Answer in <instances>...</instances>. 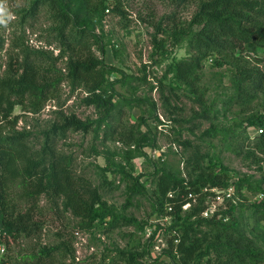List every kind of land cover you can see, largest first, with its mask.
I'll use <instances>...</instances> for the list:
<instances>
[{
	"label": "rangeland",
	"instance_id": "1",
	"mask_svg": "<svg viewBox=\"0 0 264 264\" xmlns=\"http://www.w3.org/2000/svg\"><path fill=\"white\" fill-rule=\"evenodd\" d=\"M101 1L89 0V3L95 6ZM117 2L106 1V10L109 9V12L105 10L102 24L96 25V33L104 37L105 61L133 77L123 86L115 85L116 91L126 98L148 97L156 103L160 122L154 119L147 122L157 136L156 148H145L151 162L139 157L128 160L126 156L134 148L119 141L114 133L117 127L130 129L141 126V119L148 117V106L131 107L125 102L121 103L120 99H116L117 107L111 110L107 118L109 125L94 126L88 134L74 131L61 134L55 138L54 146L59 152L73 158L77 174L89 179L109 206L119 215L137 219L144 227L140 229L135 225H123L112 229L107 224H98L91 231L81 230L78 227L79 219L64 210L63 200L58 199L57 203H53L44 195L35 207L26 202L17 203L19 212L31 210L33 222L38 223L39 227L31 236H22L18 243L11 244L8 256L18 257L20 264H126L122 253H142L145 250L149 234L154 229L150 224H159L166 229L184 219L193 208L202 210L209 200L208 195L202 192L204 188L197 193L190 191L187 197L177 189L170 191L164 201L165 206L170 205L175 209L176 204L188 200L189 204L182 207L181 216L168 215L165 207L162 212L155 213L147 197L130 194L131 179L142 175L140 182L147 193L159 201L162 196L159 194L158 176L154 174L153 164L188 181L200 173L196 170L197 157L194 151L206 156L201 162L203 173L216 171L223 165L236 179L248 178L255 185L263 181L260 191L250 192L251 197L245 196L246 199L238 201L231 220H235L237 229L264 251V212L256 210L260 200L255 199L258 194L264 193V154L256 148L255 142L247 141L243 128L248 118L264 114V95L250 85L239 93L238 83L234 79L233 52L215 53L205 62L198 83L210 113L206 118L197 117L196 113H200L201 108L196 96L184 84L177 82L172 72L176 63L190 59L194 53L189 39L173 45L169 36L173 23L178 27L188 26L197 12L196 0L180 4L174 0H121L124 11L121 14L114 11ZM34 3L35 0H0V78L9 68L11 58L16 61L22 57V47L45 51L49 60L56 62L57 69L66 71L68 55L61 50L56 39L51 11L47 6L34 10ZM71 4L77 10L78 4ZM164 17H173V23L164 20ZM161 21L168 33L156 35L154 26ZM198 29L194 27L195 31ZM155 36L165 43L164 50L157 52L153 44ZM97 49V46H92L94 54L100 57ZM235 54L244 59L240 61L241 64L263 66L260 61L264 58L262 46L246 45ZM86 96L85 90H72L65 81L39 114L29 113L21 106L15 107L17 129L30 133V145L37 151L43 144V132L57 122L61 113L76 115L83 121L106 117L105 110L83 103ZM172 119L186 122L176 123ZM212 125L220 131L228 130L234 134L224 138L221 131L215 138L203 137V132ZM142 129L145 131L146 127ZM178 133H182L181 137ZM255 133L252 130L249 135L254 138ZM182 141H189L191 147H185ZM215 156L219 157V162L215 160L211 163L210 158ZM188 159L191 160L190 165ZM105 168L110 169L107 175L103 172ZM201 216L202 213L190 221ZM195 228L201 240L216 234L212 227L205 224L200 227L196 225ZM175 235L180 237L182 230L160 231L154 246L150 248L152 257L144 258L143 263L170 262L169 257L162 252L170 249L169 240ZM42 247L58 249L38 263L31 256H37ZM213 260L215 254L211 251L201 258L200 264H209Z\"/></svg>",
	"mask_w": 264,
	"mask_h": 264
},
{
	"label": "trees",
	"instance_id": "2",
	"mask_svg": "<svg viewBox=\"0 0 264 264\" xmlns=\"http://www.w3.org/2000/svg\"><path fill=\"white\" fill-rule=\"evenodd\" d=\"M106 1L102 0L99 5L92 6L89 0H35L34 10L47 6L51 11L56 39L61 50L68 55L66 71L57 69L56 62H51L45 51L22 47V57L16 61L11 58L9 68L0 78V220L7 233L5 241L8 248L11 244L18 243L20 237L31 236L39 227L38 223L33 222L31 210L19 212L17 203L26 202L35 207L44 195L53 203H57L58 199L63 200L64 210L70 211L79 219L78 227L81 230L91 231L98 224H107L112 229L123 225H135L140 229L144 227L135 218L119 215L103 199L100 190L89 179L77 174L73 167V158L59 152L54 146L55 138L61 134L69 131L88 134L94 126L109 125L107 118L111 110L117 107L116 99L131 107L148 106V117L141 119V126L114 129L119 141L134 148L126 158L131 160L139 157L151 162L145 148L155 149L157 146V136L147 124L148 120L159 121L156 103L148 97L122 96L116 91L115 85L123 86L133 77L105 61L106 44L103 35L96 33V25L102 24L104 20ZM117 1L114 11L121 14L124 12L121 0ZM190 1L194 0H174L179 4ZM71 2L78 4L77 10ZM196 6L197 12L186 27H178L172 22L173 17L163 19L174 24L169 33L173 45H178L183 39H189L194 55L190 59L176 63L172 72L174 79L184 84L196 96L201 108L200 113H196L197 117L206 118L210 109L206 107L202 89L198 85L199 73L208 58L215 53L233 52L231 56L235 59L233 60L235 62H232L235 67L234 79L238 83L239 93L250 85L264 95V58L260 60L262 67H250L249 64H241L240 61L244 59L236 57L235 54L246 45L264 48V0H196ZM194 27L199 29L195 31ZM154 29L156 35L168 33L162 21L155 25ZM92 40V44L98 48L100 57L92 51ZM153 44L157 52L166 48L165 43L159 41L156 36ZM65 81L70 84L72 90L78 88L85 90L87 96L83 103L105 110L106 117L96 121H83L76 115L61 113L57 122L43 132V144L40 150L36 151L30 145V133L17 129L18 116L14 115L15 107L21 106L29 113L39 114ZM172 121L186 122L182 119ZM142 127H146V130L144 131ZM243 128L247 141L255 142L256 148L264 154V114L248 118ZM252 130L255 132L263 130V133L252 138L249 135ZM221 131L224 138H230L234 134L228 130ZM221 131L212 125L202 136L215 138ZM181 134L178 133L179 137ZM181 143L187 148L191 147L189 141ZM194 154L197 157L196 170L200 171L196 178L187 181L185 178L158 169L154 163V174L158 176V189L162 198L156 201L147 193L140 182L142 175L131 179L130 194L147 197L154 207V212L160 213L164 207L167 210L168 205L165 206L164 199L170 191L180 189L181 195L187 197L190 191L194 190L197 193L205 187L217 189L229 187L230 181L235 177L230 175L223 165L216 171L203 173L201 162L206 156L198 151H194ZM215 160L219 162V157L215 156L209 161L214 163ZM187 163L190 165L191 160L188 159ZM109 171L108 168L103 169L105 174ZM262 183L263 181L257 182L255 185L248 178L239 179L236 183L237 193L241 195L243 189L249 192L260 191ZM187 203L188 200L176 204L171 214L180 217L182 207ZM204 208L202 210L193 208L184 219L166 229L159 224H150L155 229L147 239L145 250L142 253L123 252L124 262L144 264V258L152 257L150 248L154 246L160 231L182 230L180 237L175 235L169 240L170 249L162 252L169 257L170 262L161 264H200L201 258L211 251L215 254V260L209 264H264V251L254 240L237 229L235 220H231L236 206H232L224 213V216H230L226 222L216 217L209 219L202 216L190 221L191 218L201 215ZM256 210L264 212V200L259 202ZM203 224L212 227L216 234L211 238L206 236L205 240L198 239L195 226L200 227ZM175 242H178L177 245ZM57 249L58 247H42L38 255H32L31 259H36L40 263ZM0 264L20 263L18 257L8 256L7 252L4 259H0Z\"/></svg>",
	"mask_w": 264,
	"mask_h": 264
},
{
	"label": "built area",
	"instance_id": "3",
	"mask_svg": "<svg viewBox=\"0 0 264 264\" xmlns=\"http://www.w3.org/2000/svg\"><path fill=\"white\" fill-rule=\"evenodd\" d=\"M106 12H109V9H107ZM261 133H263V130H258L256 131L255 134L259 135ZM150 152H152V150ZM238 180L239 179H236V178L232 179L230 181L229 187L226 189H217V188H209V187H205L203 189L202 192L208 195L207 197L209 199L206 203L207 205L202 211L203 218L211 219V218L216 217L217 219H220V220L223 219L224 222L229 221L230 216L228 215L224 216V213L228 211L232 206H238V201H243L244 200L243 198H246L245 196L247 197L252 196L250 192L244 189L241 191L244 197H242L241 195L237 193L236 183L238 182ZM255 199L256 201L264 200V193L258 194L255 197ZM166 211H167V214L170 215L173 211V207L168 205ZM153 228L155 229V227ZM151 233L152 231L150 232L149 236L151 235ZM6 235L7 233L4 230V227L0 220V259L4 258L8 252V246L5 241Z\"/></svg>",
	"mask_w": 264,
	"mask_h": 264
}]
</instances>
